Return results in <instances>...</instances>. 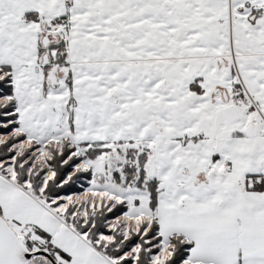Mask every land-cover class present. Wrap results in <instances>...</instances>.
<instances>
[{
	"label": "snow or ice",
	"instance_id": "obj_1",
	"mask_svg": "<svg viewBox=\"0 0 264 264\" xmlns=\"http://www.w3.org/2000/svg\"><path fill=\"white\" fill-rule=\"evenodd\" d=\"M0 264H264V0H0Z\"/></svg>",
	"mask_w": 264,
	"mask_h": 264
}]
</instances>
